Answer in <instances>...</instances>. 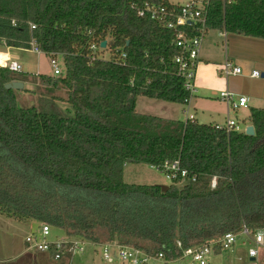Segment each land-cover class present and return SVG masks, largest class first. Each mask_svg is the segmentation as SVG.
I'll return each mask as SVG.
<instances>
[{"label": "trees", "instance_id": "obj_1", "mask_svg": "<svg viewBox=\"0 0 264 264\" xmlns=\"http://www.w3.org/2000/svg\"><path fill=\"white\" fill-rule=\"evenodd\" d=\"M145 3L170 7L0 0V48L30 51L34 42L66 68L34 78L0 67V215L175 259L178 241L189 248L244 226L264 230V109L250 111L254 136L139 114L140 97L182 106L191 99L177 76L174 33L132 8ZM207 16L210 30L264 40V0H211ZM104 41L111 58L94 59L91 47ZM15 81L51 89L38 106L20 108L17 91L5 89ZM62 90L66 99L55 94ZM177 160L189 172L183 186L124 182L126 166Z\"/></svg>", "mask_w": 264, "mask_h": 264}, {"label": "built area", "instance_id": "obj_2", "mask_svg": "<svg viewBox=\"0 0 264 264\" xmlns=\"http://www.w3.org/2000/svg\"><path fill=\"white\" fill-rule=\"evenodd\" d=\"M210 1H192L182 6H176L169 2L170 7L145 3L141 7H132L136 10L139 17H148L174 33V46L177 49L174 64L177 67V76L183 80L184 88L190 93L191 99L197 93L195 84L197 68L200 61L202 41L209 30L207 15ZM35 28V26H32V29ZM105 49L99 45H93L91 50L93 53H97V57L94 54L93 58H101L99 52ZM30 51L41 54V51L36 47L34 42ZM119 58L124 61L127 55L121 53ZM58 60L51 59L54 75L62 73ZM0 67L17 74L24 73L22 65L12 61L7 56L4 57V64L0 65ZM242 74V69L229 61L221 69V75L224 77ZM252 77L260 78V73L254 71ZM219 99L227 105L229 111H238L249 107V99L245 96H236L229 92H222L219 94ZM187 121H194V118L191 116ZM215 129L225 131L227 134L234 132L246 133V129L233 120L229 114L226 124L217 125ZM150 168L165 175L169 181L178 186H183L189 180V172L181 167L179 160L166 162L161 166H151ZM191 180L192 182H196V176ZM217 184L218 177H213L211 180V190H215ZM51 231L52 227L43 223L39 233H33L26 238L28 249L40 253H49L55 261H61L67 257V264H73L75 258L83 255L89 247L99 250L101 259L106 264H112L115 261H120L124 264H172L180 261L188 264H209L212 257L217 253V250L219 252L231 251L241 239H244L243 244L248 246V256L250 258H256L259 254V249L264 245V234L262 231L254 233L244 226L238 233H227L219 239L208 241L199 246L184 248L182 243L178 241L176 245L181 255L172 259L168 258L164 251L148 253L118 242L94 243L70 238H58L57 240L50 241L48 238L51 235Z\"/></svg>", "mask_w": 264, "mask_h": 264}, {"label": "crops", "instance_id": "obj_3", "mask_svg": "<svg viewBox=\"0 0 264 264\" xmlns=\"http://www.w3.org/2000/svg\"><path fill=\"white\" fill-rule=\"evenodd\" d=\"M181 1L182 0H169L171 4L176 6L202 0H187L185 3ZM226 34L227 33L224 31L217 32L211 30L205 35L202 41L195 83L197 91L195 95V106L202 109L200 111L202 115L200 116L204 118V123L214 127L217 125L221 126L219 121L222 119L227 120L228 114L231 117V112L228 107L224 109L225 103L219 99V94L222 92H229L236 96H245L249 99V107L247 108L249 111L242 113L235 121L247 130L251 126L249 123L251 109H264V40L233 34L228 36V34ZM4 55L11 59L13 56L12 50L10 48H5L4 52H0V63L4 61ZM228 61L240 67L243 74L230 77L222 76L221 69ZM258 70L262 72L260 74L262 80L252 77V73ZM27 86V83H24V90ZM191 100L186 106L187 108H190ZM197 108L194 109L197 111ZM185 110L186 108H184L183 111L185 112ZM197 115L194 116L191 114L189 117L192 116L194 120L199 123V117ZM189 117H187V120ZM187 120H185V122ZM125 168H128V166ZM41 225V223L37 224L36 222L28 223L29 233L26 234L25 237L27 238L33 233H39ZM15 231L16 229L11 230V234L8 235L9 239L0 243V264L68 263L67 257L61 261H55L49 253L29 250L26 244V238L24 239V237H22L21 239ZM261 231L264 234V230ZM243 242L242 245L245 246ZM89 248L94 249L92 247ZM239 251L240 250L232 251V253H228L230 251L217 252L212 257L209 264H264V245L259 249V254L256 258H250L248 253L245 257H242L238 254ZM76 259L77 258H75V260ZM120 264L124 263L120 262ZM172 264L188 263L180 261Z\"/></svg>", "mask_w": 264, "mask_h": 264}, {"label": "rangeland", "instance_id": "obj_4", "mask_svg": "<svg viewBox=\"0 0 264 264\" xmlns=\"http://www.w3.org/2000/svg\"><path fill=\"white\" fill-rule=\"evenodd\" d=\"M187 0H182V3H185ZM211 30L209 29L208 32ZM217 31V30H215ZM207 32V33H208ZM218 32V31H217ZM221 32V31H220ZM227 35V34H226ZM228 36H231V34H228ZM12 50V61L18 62L22 65L23 71L26 74H32L34 78H36L37 74L46 75V76H54V70L51 65V59L47 55L41 53L36 54L29 50H19V49H11ZM5 48H0V52H4ZM99 56L102 59H110L111 54L109 51H100ZM59 66L61 69V72L65 74L66 68L63 59H59ZM258 72L261 74V70H258ZM21 76V75H20ZM18 76V77H20ZM259 80H262V78H258ZM39 81H35L33 83H27L26 91H17V105L20 108H31L34 106H38L40 101V96L42 93H47L51 88H46L41 85H39ZM59 98L66 99L67 94L65 90L58 91L55 93ZM194 99L191 100L190 108H187L186 106H182L179 104H173V103H167L162 102L154 99H148L140 97L137 100V107L136 110L141 115H150V116H156L163 119H170V120H177L185 122L187 120V117H189L191 114L196 116L198 111V117H199V124L206 125L207 123H204V118L201 117L202 113L200 111L201 108H197L195 106L196 97H193ZM64 103H61L59 105H63ZM64 107H67L66 105H63ZM226 105L224 104V109H226ZM184 108H186L185 112L183 111ZM194 108H197L196 111ZM245 111H249V109H240L238 111H230L231 112V118L233 120L237 119V117L241 116L242 113ZM226 114V113H225ZM221 125L226 124V120L222 119L219 121ZM209 125V124H207ZM124 182L130 185H146V186H170L172 184L171 181H169L165 175L151 169L147 165H129L128 168H125L124 172ZM37 223V222H36ZM38 224V223H37ZM14 225V226H11ZM36 225V224H35ZM18 236L22 239L26 238V234L29 233V227L28 223L18 222L13 219H8L7 217L0 215V243H2L4 240L9 239L8 235L11 234V230H15ZM66 237L63 230L57 229L52 227L51 235L48 238L50 241L57 240L58 238H64ZM244 239H241L237 246L232 250L237 251L240 250L238 254L240 256L245 257V255L248 253V246L242 245V242ZM232 251L228 253H232ZM74 264H106L103 263L101 259V255L99 250L88 248L86 252L83 255H79L76 257ZM114 264H120V262H115Z\"/></svg>", "mask_w": 264, "mask_h": 264}, {"label": "water", "instance_id": "obj_5", "mask_svg": "<svg viewBox=\"0 0 264 264\" xmlns=\"http://www.w3.org/2000/svg\"><path fill=\"white\" fill-rule=\"evenodd\" d=\"M107 46V42L104 41L101 43V47L102 48H106ZM6 90H15V91H23L24 90V83L20 82V81H15L12 83H9L5 86ZM246 135L248 136H254L255 135V130L253 126H250L247 130H246Z\"/></svg>", "mask_w": 264, "mask_h": 264}, {"label": "bare ground", "instance_id": "obj_6", "mask_svg": "<svg viewBox=\"0 0 264 264\" xmlns=\"http://www.w3.org/2000/svg\"><path fill=\"white\" fill-rule=\"evenodd\" d=\"M4 64V61L2 63H0V65Z\"/></svg>", "mask_w": 264, "mask_h": 264}]
</instances>
